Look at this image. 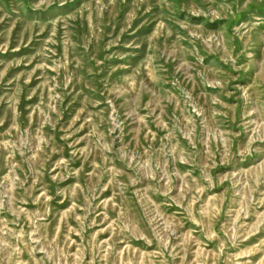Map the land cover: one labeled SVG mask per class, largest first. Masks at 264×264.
<instances>
[{"label": "rangeland", "instance_id": "rangeland-1", "mask_svg": "<svg viewBox=\"0 0 264 264\" xmlns=\"http://www.w3.org/2000/svg\"><path fill=\"white\" fill-rule=\"evenodd\" d=\"M0 264H264V0H0Z\"/></svg>", "mask_w": 264, "mask_h": 264}]
</instances>
